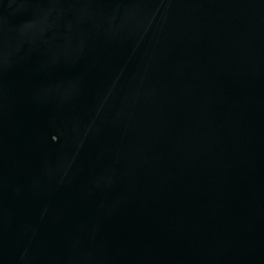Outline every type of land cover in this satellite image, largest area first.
Here are the masks:
<instances>
[{"label":"water","instance_id":"95a60500","mask_svg":"<svg viewBox=\"0 0 264 264\" xmlns=\"http://www.w3.org/2000/svg\"><path fill=\"white\" fill-rule=\"evenodd\" d=\"M0 264H264V0H0Z\"/></svg>","mask_w":264,"mask_h":264}]
</instances>
